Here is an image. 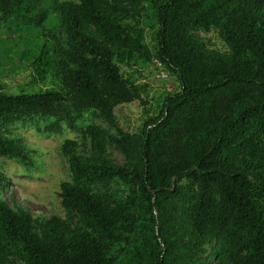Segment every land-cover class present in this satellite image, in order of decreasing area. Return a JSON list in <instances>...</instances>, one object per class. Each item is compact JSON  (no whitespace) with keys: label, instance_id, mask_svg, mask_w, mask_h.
Listing matches in <instances>:
<instances>
[{"label":"trees","instance_id":"trees-1","mask_svg":"<svg viewBox=\"0 0 264 264\" xmlns=\"http://www.w3.org/2000/svg\"><path fill=\"white\" fill-rule=\"evenodd\" d=\"M142 2L0 0L7 22L41 40L33 61L39 76L54 73L62 85L0 91V157L23 153L4 131L22 116L56 117L45 128L52 133L76 124L71 109H94L115 129L86 127L89 156L77 154L72 140L64 145L73 179L60 196L80 225L52 216L38 229L32 213L4 198L9 182L0 170V259L264 264V0L155 2L157 55L178 72L181 87L132 133L117 124V108L132 95L116 60L143 47L123 28ZM53 16L67 43L61 32L47 31ZM200 29L220 32L229 50L207 48ZM111 146L125 163L110 159ZM115 180L131 188L118 203L90 190Z\"/></svg>","mask_w":264,"mask_h":264},{"label":"rangeland","instance_id":"rangeland-1","mask_svg":"<svg viewBox=\"0 0 264 264\" xmlns=\"http://www.w3.org/2000/svg\"><path fill=\"white\" fill-rule=\"evenodd\" d=\"M156 1L143 0L139 6L140 13L133 12L123 20L126 32L139 36L143 45L130 56L116 60L132 95L130 100L117 108V124L132 133L142 127L147 112L158 114L164 98L178 92L181 87L178 72L162 63L157 55L153 40V33L159 28ZM48 30L61 32L67 43L56 16L47 23ZM195 33L210 50H229V45L217 30L200 29ZM39 42L41 40L34 35L19 31L15 22H7L0 12V91L18 95L61 89L60 80L54 73L41 78L33 65ZM163 71L169 73L167 78L158 76ZM65 104L70 105L71 101ZM74 109L71 111L78 117L76 124L71 127L65 122L60 132L45 131L56 117L42 115L18 117L4 126L5 136L20 146L23 153L0 157V170L9 182L3 196L14 208L21 207L32 213L38 229L52 216H59L72 226L80 225V218L64 208L60 196L62 183L73 179L69 156L64 151L65 143L74 141L75 152L89 156L91 141L84 132L87 126L98 124L115 132L97 110ZM108 156L117 164L126 161L123 153L112 146L108 149ZM130 189L129 185L119 180L90 186L94 195L110 203L125 199ZM0 264L25 263L15 257H6L0 259Z\"/></svg>","mask_w":264,"mask_h":264},{"label":"built area","instance_id":"built-area-1","mask_svg":"<svg viewBox=\"0 0 264 264\" xmlns=\"http://www.w3.org/2000/svg\"><path fill=\"white\" fill-rule=\"evenodd\" d=\"M159 77L167 78L169 76V73H165L164 71L161 72V74L158 75Z\"/></svg>","mask_w":264,"mask_h":264}]
</instances>
